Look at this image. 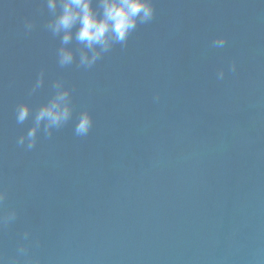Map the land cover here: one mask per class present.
I'll use <instances>...</instances> for the list:
<instances>
[{
  "label": "water",
  "instance_id": "obj_1",
  "mask_svg": "<svg viewBox=\"0 0 264 264\" xmlns=\"http://www.w3.org/2000/svg\"><path fill=\"white\" fill-rule=\"evenodd\" d=\"M151 2L87 67L60 0H0V264H264V0Z\"/></svg>",
  "mask_w": 264,
  "mask_h": 264
},
{
  "label": "clouds",
  "instance_id": "obj_2",
  "mask_svg": "<svg viewBox=\"0 0 264 264\" xmlns=\"http://www.w3.org/2000/svg\"><path fill=\"white\" fill-rule=\"evenodd\" d=\"M60 11L55 16L50 28L53 35L63 32V43L72 38V29L77 27L75 38L78 42L92 52L89 58L87 52L81 54L80 63L91 67L102 52L108 51L112 44H125L129 35L136 29L138 24L150 22L155 15V8L151 0H98L94 6V0H60ZM48 7L52 10L57 8V0H48ZM225 40L223 37L214 41L218 47H222ZM60 63L66 65L73 59L70 50L61 48ZM67 97V92H60L47 104L43 105L36 115V125L41 120H47V126H59L66 121L71 113L67 104H62ZM27 105L19 106L17 110V122L22 123L29 115ZM92 117L85 111L81 114L75 128L78 136H86L92 128ZM37 127H33L27 133L30 150L35 145ZM19 145L24 144V137L18 140ZM4 194L0 192V200Z\"/></svg>",
  "mask_w": 264,
  "mask_h": 264
}]
</instances>
